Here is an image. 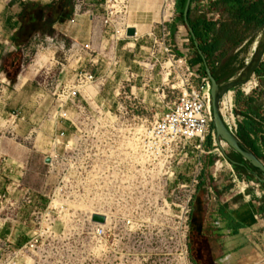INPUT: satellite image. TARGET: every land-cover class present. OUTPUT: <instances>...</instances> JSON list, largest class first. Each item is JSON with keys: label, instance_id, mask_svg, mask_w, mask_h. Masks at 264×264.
Returning <instances> with one entry per match:
<instances>
[{"label": "rangeland", "instance_id": "1", "mask_svg": "<svg viewBox=\"0 0 264 264\" xmlns=\"http://www.w3.org/2000/svg\"><path fill=\"white\" fill-rule=\"evenodd\" d=\"M16 1L32 5L39 15L57 0ZM12 2L0 0V23L6 12L21 16ZM100 3L105 13V0ZM77 6L79 15L93 10L88 0H73V14ZM92 12L100 27V7ZM177 18L176 12L167 46L150 40L155 55L125 50L122 60L142 67L137 79L114 70L120 66L122 33L112 37L108 31L101 46L99 40L89 48L73 47L76 42L60 30L48 35L40 22L37 33L9 47L18 53V64L10 72L14 82L0 70V264H194L190 236L201 226L193 217L217 188L264 199V183L221 178L233 168L216 162L231 148L219 143L216 155H206L211 136L204 154L175 153L174 175L167 167L150 173L140 165L146 127L162 117L184 86L201 87L202 66ZM263 43L264 33L253 59ZM168 46L187 59L189 72L173 62ZM40 57L46 66L37 72ZM86 72L94 83L75 98L62 97L64 87ZM131 82L138 91L127 88ZM93 214L105 215L106 225L93 224ZM249 240L247 264H264V227Z\"/></svg>", "mask_w": 264, "mask_h": 264}, {"label": "crops", "instance_id": "2", "mask_svg": "<svg viewBox=\"0 0 264 264\" xmlns=\"http://www.w3.org/2000/svg\"><path fill=\"white\" fill-rule=\"evenodd\" d=\"M9 1L12 2V0ZM201 1L202 0H198L193 3L192 8L194 12H199L204 7L207 11L206 14L208 21L211 20V22H220L222 20V11L215 8L209 11L208 8L210 6V0H205L204 5H202ZM88 2L89 7L93 8V10H89L91 12L80 15L73 14L66 18L63 23L55 24L53 29L56 32L60 30L59 32L65 37L70 38L73 42L79 43L81 45H95L99 40L100 46L104 43L107 44L109 32L107 27L102 23V19L105 16V13L102 11V4L100 3V5H97V0H88ZM125 3L128 9V25L137 31L138 36L137 38L122 39V47L116 52V58L119 59L120 66L118 69L114 70H116V72L122 73L123 76H126V72H128L137 79L140 76L139 72H137L139 70L138 66L139 68H142L140 67V63L136 60H130L129 58L127 59V65L125 60L122 59L125 57V50L131 52V48L136 49L139 54L145 51L149 52L150 56L155 55V53L149 51L150 48L148 45L151 43L150 40L147 39V35L156 33L154 29L161 20V7L163 0H125ZM16 4L20 6V2H17L16 0L12 2V6H15ZM99 7L100 27H98L96 24L98 19L92 12L98 11ZM19 19L21 20V16L13 17L9 12H6L2 17L0 23V70H2L3 62L12 53V49H10L14 45L12 39L15 32L19 30L21 26V21ZM169 27H171V25H169ZM263 33L264 30L253 33L240 47L234 51H230L229 54L236 55L232 70H238V72L223 84L241 79V77L244 75L245 69L253 61L254 48L257 43H260ZM251 36L254 37L251 44L245 46L251 39ZM159 53L160 52H158V54ZM220 53L221 51L217 52L216 55L219 58V66H223L228 55L224 57L221 56ZM106 54L110 56L108 51ZM156 56L158 59L159 56ZM38 57L39 55H37V58ZM129 57H131V55H129ZM133 57L136 58V55H133ZM263 64L264 58L258 68L262 67ZM38 65L39 68L35 69L37 72L46 66V61L40 57ZM106 72L107 69L104 70V73ZM36 73H34L30 78L35 76ZM29 74L30 73L27 75ZM30 78L28 80H30ZM251 81L252 84L254 82H257L258 84V88L255 89L251 95H238L239 91L241 92L240 87H237L232 91L236 114L240 116L241 121L244 119L245 112L249 106H254L256 102L263 104L264 106V73L260 77H258L255 73ZM23 85L19 87H22ZM127 88H130L131 93L133 92V89L138 91V88L133 85V82L130 84L127 83ZM143 94L147 95V91H144ZM140 95H142V90H140ZM249 97H252L254 101L249 102ZM211 143L212 147L211 149H208V153H206V155H216V152H219V149H216L219 148V145L217 147L213 141ZM229 154H226V158H222L220 161L228 159L227 156H230ZM231 172L232 174H230V172L227 170L224 174H222L221 178L225 180L226 176H229L230 183L238 181L239 184L240 180L242 182H244V180L250 182L244 174L236 172L234 168ZM220 181L223 183V180ZM251 182H258V180L253 179ZM258 183L261 184L260 181ZM222 186L225 188V185ZM218 191L219 190L217 188L216 194L209 197V203L206 204L204 208L200 206L198 207V210L195 211V213H198V216L193 217V220L196 221V224H199L201 227L193 228V231L197 232L204 242L205 254L209 258L208 263L247 264L250 259L249 236L250 234L255 235V232L264 227V199L260 200L257 198H250L246 194L233 195L232 190L221 193ZM229 225L235 228V233L232 228H228Z\"/></svg>", "mask_w": 264, "mask_h": 264}, {"label": "trees", "instance_id": "3", "mask_svg": "<svg viewBox=\"0 0 264 264\" xmlns=\"http://www.w3.org/2000/svg\"><path fill=\"white\" fill-rule=\"evenodd\" d=\"M196 1L198 0H191L188 12V26L192 28L194 38L191 37L188 26L184 22L183 12L186 0H177L176 2V12L179 15L177 22H180L189 34L195 51L196 63L203 66L206 65L216 82L221 85L238 72V70H232L236 55L229 54L230 51L240 47L253 33L264 30V0H210L209 11L213 8L222 11V20L218 23L211 22V20L208 21L207 11L193 15L196 11L194 12L192 5ZM31 8L32 5L21 3V26L13 37V43L17 47L25 39L38 32L36 27L40 22L48 26V35H53V26L57 23H63L66 18L73 14V0H57L45 6L39 15L35 14ZM172 35L175 36V30ZM253 38L251 36L245 46L251 44ZM219 51H221V56L225 57L228 55L223 66H219V58L216 55ZM17 57L18 53H11L2 65V70L12 82H14L15 75L12 76L10 73L12 71L11 66L12 64H18L16 61ZM263 73L264 64L256 70L258 77ZM238 95L242 96L243 93L239 91ZM248 101L253 102L254 99L249 97ZM212 129L215 130L213 125ZM236 136L246 149L264 161L263 104L256 102L254 106L248 107L244 119L238 123ZM217 138L218 140L220 139L218 136ZM211 142V137H209L206 144L207 149H211ZM229 155L227 158L234 170L244 174L248 181L251 182L261 175L258 169L254 168L232 149ZM228 228H232L235 233V228L231 225ZM190 253L194 264L208 263L209 258L205 254L204 242L200 235L193 230L190 236Z\"/></svg>", "mask_w": 264, "mask_h": 264}, {"label": "built area", "instance_id": "4", "mask_svg": "<svg viewBox=\"0 0 264 264\" xmlns=\"http://www.w3.org/2000/svg\"><path fill=\"white\" fill-rule=\"evenodd\" d=\"M204 5L205 0L201 1ZM79 6L75 7V14H77ZM206 11L203 7L199 12ZM176 19V0H163L161 7V20L156 25L154 31L147 35V39H153L154 43L160 46H167V41H170L171 25ZM102 23L107 27L109 32H112V37L122 33L126 36V31L130 26L128 25V9L125 0H105V16ZM138 34L136 31L137 38ZM170 43V42H169ZM79 43L73 44L79 46ZM258 43L256 44V46ZM256 46L254 51H256ZM166 47L165 52L168 53L175 64H179V68L186 67L189 72L190 67L185 57L177 58L172 54V50ZM89 48V45L86 46ZM202 66L200 75L201 87L184 86V90L175 100V102L168 107L167 111L161 118L157 119L154 124L148 125L143 132L140 140V149L143 155H140V165L152 172L155 168L167 167L174 175L175 170L172 166V158L177 151L186 154L190 149L204 154L203 149L206 138L211 136L213 143L218 147V144L228 146L221 139L218 140L215 130L212 129L213 113H212V97H211V83L206 75L205 66ZM95 79L91 73L77 75L75 81L70 83L69 87H64L62 90V97L66 96L68 99L75 98L81 94V90L94 83ZM258 88L257 82L241 86V92L245 96ZM220 113L223 121L229 131L236 136L238 130V123L241 121L240 116L236 114L233 92L226 94L220 101ZM218 142V143H217ZM206 154V153H205ZM187 156V155H185ZM216 163H226L229 167L227 159L224 161L218 160ZM197 184V181H194ZM186 212L185 215H188Z\"/></svg>", "mask_w": 264, "mask_h": 264}, {"label": "water", "instance_id": "5", "mask_svg": "<svg viewBox=\"0 0 264 264\" xmlns=\"http://www.w3.org/2000/svg\"><path fill=\"white\" fill-rule=\"evenodd\" d=\"M191 0H186L184 6V22L188 26V12L190 9ZM189 33L192 38H194V33L191 27L188 26ZM126 36L128 38H133L136 36V30L133 27H130L126 31ZM197 46V44H196ZM264 58V43L255 58L253 59L252 63L247 66L244 71V75L241 79L236 81H231L229 83L219 85L214 77L211 74L210 69L205 65L206 75L208 76L210 83H211V97H212V113H213V126L215 128L216 135L224 141L233 151L238 153L243 157V159L249 162L254 168L258 169L260 172V176H257V180L261 183H264V161L259 159L253 153H251L248 149H246L237 136L233 135L229 129L226 127L223 118L220 113L219 105L221 99L232 92L235 88L244 86L248 84L253 76L256 73L260 63ZM48 162V161H47ZM93 224L98 226H104L106 224V216L101 214H93L91 217Z\"/></svg>", "mask_w": 264, "mask_h": 264}, {"label": "flooded vegetation", "instance_id": "6", "mask_svg": "<svg viewBox=\"0 0 264 264\" xmlns=\"http://www.w3.org/2000/svg\"><path fill=\"white\" fill-rule=\"evenodd\" d=\"M12 70L16 69L17 68V65L16 64H12Z\"/></svg>", "mask_w": 264, "mask_h": 264}, {"label": "bare ground", "instance_id": "7", "mask_svg": "<svg viewBox=\"0 0 264 264\" xmlns=\"http://www.w3.org/2000/svg\"><path fill=\"white\" fill-rule=\"evenodd\" d=\"M249 61H250V60H249ZM222 166H224V165H222ZM104 216H105V215H104ZM106 223H107V218H106ZM105 225H106V224H105ZM105 225H104V226H105ZM101 227H102V226H101Z\"/></svg>", "mask_w": 264, "mask_h": 264}]
</instances>
